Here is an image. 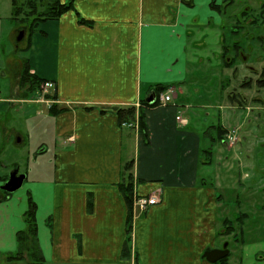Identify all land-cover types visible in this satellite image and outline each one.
I'll use <instances>...</instances> for the list:
<instances>
[{"label":"crops","instance_id":"1","mask_svg":"<svg viewBox=\"0 0 264 264\" xmlns=\"http://www.w3.org/2000/svg\"><path fill=\"white\" fill-rule=\"evenodd\" d=\"M211 2L72 0L73 8L58 19L37 22L25 58L30 73L54 82L48 93L54 97L39 111L52 126L54 165L31 179L25 194H0V253L16 250L29 195L36 205L38 246L49 264H200L199 248L209 238L198 246L179 245L180 207L187 204L188 221L202 219L211 235L217 195L199 173L200 133L191 126L188 103L179 101L188 97L183 84L191 65L202 60L188 49L204 44L192 28L218 22L208 14L217 11ZM155 84L172 88V100L143 105ZM15 89L14 96L0 95V105L19 98ZM127 106L134 107L133 117L120 119L118 110ZM128 161L135 195L156 194L159 202L145 211L133 207L125 256L127 206L118 185ZM17 263L31 264L9 262Z\"/></svg>","mask_w":264,"mask_h":264},{"label":"rangeland","instance_id":"2","mask_svg":"<svg viewBox=\"0 0 264 264\" xmlns=\"http://www.w3.org/2000/svg\"><path fill=\"white\" fill-rule=\"evenodd\" d=\"M227 1L222 13H208L217 15L215 25L192 28L198 30L195 40L204 44L188 49L202 60L191 62H196L193 73L183 84L188 97L179 101L188 103L191 126L200 133L204 164L199 173L217 195L215 231L206 234L202 219L188 221L189 206L183 204L179 245L198 246L209 238L199 248L205 249L225 239L230 253L220 263L264 264V86L257 83L264 68V0ZM28 50L26 26L11 19V0H0V95L14 96L15 85L19 97L0 105V176L7 179L14 167L26 174L12 196L25 194L30 180L50 173L54 165L52 126L45 122L47 113H39L46 104L40 91L26 93L28 85H20ZM218 125L225 130L220 137ZM0 264L9 262L0 258Z\"/></svg>","mask_w":264,"mask_h":264},{"label":"trees","instance_id":"3","mask_svg":"<svg viewBox=\"0 0 264 264\" xmlns=\"http://www.w3.org/2000/svg\"><path fill=\"white\" fill-rule=\"evenodd\" d=\"M46 1V4L43 5V2ZM229 3V2H228ZM211 8L220 11V5L214 2L210 4ZM41 8V9H40ZM73 8L72 0H25L21 2L19 0H11V19L14 20L16 23L20 25H25L27 28V38L30 36L33 27L37 24V22H42L46 20H54L58 19L61 14H63L68 9ZM23 14L19 19L18 16ZM80 23H87L91 24V21L84 20L82 18L79 19ZM28 48V46H27ZM44 80L37 78L35 75L30 73L29 68L27 66V62L25 60L22 72L20 76V85L24 86L27 84V92H34L38 91L41 87V84ZM257 83L261 86H264V68L262 69L259 78L257 79ZM168 86L163 84H155L154 91L155 95L162 91H164ZM39 92V91H38ZM46 99H52L54 97L53 94L45 95ZM141 103L146 106H155L158 104L157 99L155 101L148 103L145 100H141ZM49 113L54 112V106L51 104L48 107ZM134 107L127 106L118 110L119 118H130L133 117L134 114ZM138 128L141 129L143 135L146 137V127L143 124V114L138 113ZM217 134L219 137L225 133V130L221 128L220 125L216 126ZM213 139V138H212ZM207 154L210 151H205ZM131 161L125 162L122 171V180L119 183V190L123 195L127 206V215H126V237L124 240L122 254L127 255L129 253V243L131 241V230H132V221H133V207H134V199L136 197L134 193V183H133V176L128 171L130 168ZM0 180L5 181L6 178H2L0 176ZM4 196H8L9 193L1 190ZM91 202L88 201V206L90 207ZM35 210L36 205L32 198L28 195L27 198V209L23 213L24 221H25V228L22 230L17 231L16 233V242L17 248L15 251L0 253L3 255L5 261H18L22 259H27L31 264H49L46 262L40 252L38 242H37V223L35 219ZM230 228V227H229ZM228 228V229H229Z\"/></svg>","mask_w":264,"mask_h":264},{"label":"water","instance_id":"4","mask_svg":"<svg viewBox=\"0 0 264 264\" xmlns=\"http://www.w3.org/2000/svg\"><path fill=\"white\" fill-rule=\"evenodd\" d=\"M21 36H22V31L19 32L17 39H20ZM145 100L148 103L153 102L155 100V91L151 90L147 95V97L145 98ZM25 178H26L25 173L19 172L18 168H14L9 173L7 179L0 185V189L8 193H11L21 187ZM226 246H227V242L223 244V247L221 249L206 247L201 253V258L205 259L208 262H214L217 259H220L229 254L230 250Z\"/></svg>","mask_w":264,"mask_h":264},{"label":"built area","instance_id":"5","mask_svg":"<svg viewBox=\"0 0 264 264\" xmlns=\"http://www.w3.org/2000/svg\"><path fill=\"white\" fill-rule=\"evenodd\" d=\"M53 89H54V82L51 80H44L40 87V94L42 96L41 101L45 102L46 104H49L51 100L46 99L45 95L48 94L51 90L53 91ZM172 93H173L172 88H168L160 92L155 99H157L158 104L165 105L172 100ZM176 119H179L181 121L184 120L183 118H180V116H176ZM157 202H159V197L156 194H150L147 196L136 195L134 199V206L140 211H145L149 206L156 204Z\"/></svg>","mask_w":264,"mask_h":264},{"label":"flooded vegetation","instance_id":"6","mask_svg":"<svg viewBox=\"0 0 264 264\" xmlns=\"http://www.w3.org/2000/svg\"><path fill=\"white\" fill-rule=\"evenodd\" d=\"M15 168V167H14ZM13 168V169H14ZM12 169V170H13ZM18 171H19V169H18ZM19 172H21V171H19ZM260 210H261V212H264V209H262L261 207H260ZM262 216V215H261ZM231 226V225H230ZM225 242H227V248H228V241L227 240H223L222 242H221V244L219 245V246H215V247H213V246H209L210 248H219V249H221L222 247H223V244L225 243ZM229 249V248H228ZM229 253H230V251H229ZM229 256V254L228 255H226V256H224V257H222V258H220V259H217L216 261H214V262H211V264H224V262L223 263H220L221 261H223L226 257H228ZM264 258V257H263Z\"/></svg>","mask_w":264,"mask_h":264}]
</instances>
